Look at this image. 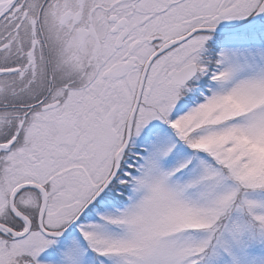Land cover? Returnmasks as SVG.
<instances>
[{
	"label": "snow or ice",
	"instance_id": "1",
	"mask_svg": "<svg viewBox=\"0 0 264 264\" xmlns=\"http://www.w3.org/2000/svg\"><path fill=\"white\" fill-rule=\"evenodd\" d=\"M0 264H264V0H0Z\"/></svg>",
	"mask_w": 264,
	"mask_h": 264
}]
</instances>
